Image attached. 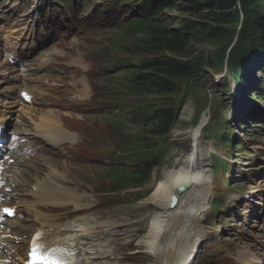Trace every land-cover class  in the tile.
Listing matches in <instances>:
<instances>
[{
  "label": "rangeland",
  "instance_id": "obj_1",
  "mask_svg": "<svg viewBox=\"0 0 264 264\" xmlns=\"http://www.w3.org/2000/svg\"><path fill=\"white\" fill-rule=\"evenodd\" d=\"M31 1L33 0H29L28 3L33 4V2ZM47 1L48 0H41L39 2L41 3L45 2L48 5H50V7L57 6L53 2H47ZM93 1H95L96 3L95 4L89 3L88 0H83V2H80L78 8L75 11H73L74 13L73 17L82 16L84 13H87L88 15L89 13H91V11H93V9L97 8L98 12L100 14H103V16L105 14H108V12L113 13L115 16L114 20H116V23L114 25H107L102 16L100 18L99 29H91L87 31L85 34H82L80 37L60 38V40L57 41L56 45H53L49 49H46L47 51H51L53 55L50 54L49 52L42 53L43 55H51L52 57H54V60H56L57 62L55 63L56 65H53V68L50 69L48 73L45 72V69L42 66H38V70L36 74L37 78L35 82H29V80L25 79V76L21 75L19 72H15L13 78L20 79L17 82L19 84H21L23 80V82L32 85L34 90L37 91L40 96H42V100H45L47 103L51 104V106L44 108H39V109L33 108L34 111H32V114H30L29 112L30 110L28 109L21 110V112H23L26 116L31 115L32 117L31 116L29 117L33 119V121H39L41 119L42 112L46 110L54 111L55 112L54 115L56 114L55 116L59 118V120L57 121L59 124L64 123L65 126L68 127L70 130L76 131L79 134V136L76 135L78 143L73 145L74 147L73 152L75 153V156L78 158L77 161L78 163L73 158H69L67 161L62 158H57V166L60 165L62 168H66L67 165V169H68L65 172L66 177L63 180L64 182H66V184L63 183L64 184L63 185L58 182L57 184L60 185L61 187H64L65 185L67 187L68 186L72 187L71 188L72 190L75 189L78 192L87 195L88 200L75 201L74 204H71L70 202L62 203V205L65 206L69 205V208L67 210H58L57 216L59 215L60 217H64V218L67 217L68 218L67 222L70 220L74 222L80 219L89 218L88 220H92L97 223H100L99 225H103L107 227H112L114 225L115 230H113L112 236L110 237L109 246L111 247L107 254L108 255L107 264H138V263H143L145 259L146 260L149 259V261H151L150 257L148 258L147 256L149 250L148 248L145 247V245L147 240L150 238L149 236L150 234L148 235L149 230H151L150 226L152 227L155 219L159 216L157 212L158 210L155 209L150 199H148L147 201L144 200L142 202H138L136 200L127 201L126 199H123L122 203H112L113 205H108L107 200H104V196L100 194L102 192L101 190H108V187L109 189H111V187L108 185V182H111V180L106 179L105 181L107 185L105 184L104 186H102V180L105 178L106 174H110L111 172H113V169H111V167L117 165L115 163L108 161L107 155H111V154L105 151V147L107 145L111 147L112 146L116 147V146L111 144L109 141H107L110 128L109 127L105 129L101 128L99 124L102 126L103 124H106V125H113L115 127H118L117 122L119 121V119H117L118 117L116 115L113 116V119H111L110 117L106 118L104 115H100L94 109L95 104L89 102L90 97L88 96L82 98L81 97L73 98V95L77 93L79 89H82V85L86 81L85 79L86 72L90 70V67H87L88 63L85 60L87 58L86 54L99 55L103 53L105 49H107L108 53H113L114 56L117 58L134 60L137 58L132 57V55L126 53L124 49L127 48L133 49V46H135L136 42L138 41L136 40V36H132L127 33H124L123 31L125 29L121 26L122 19L127 18L131 14L130 11L132 9L130 8V5L128 7L125 6L117 7V10L114 11L107 4H104L103 6L99 7L100 5L99 3H97V1L99 0H93ZM181 4L186 6H191L190 1L188 0H178L177 5H175V7L170 9H165L164 11L166 16L165 20L166 22H168V24L171 22L177 23L181 19L190 20V17H192L191 20H193V18L203 19L200 16H192L181 12L178 9V7H176ZM246 5L247 4L244 2V0H236L235 6L232 10L236 11L235 15L237 17L236 18L237 22L234 24L235 26H233L232 29L227 30V33L233 36H231L229 40L220 39L217 42H214L212 47L215 48L217 52L223 51L226 53V50H228L229 47L234 48V45H236L234 50L237 51L239 49L238 47L242 49V47L245 44L244 41L245 38L247 37L246 36L247 34L253 35V38H256L257 40L260 38H264V7L259 4L252 6L250 5L246 6ZM57 8L62 12L61 15L66 14L64 12V8L60 7L59 5L57 6ZM119 34L128 37V39L122 38ZM248 43L249 45L245 44L246 49L244 53L246 51H250L252 48H254L256 44L251 39H249ZM209 47L212 48L208 44L207 45L204 44L200 48L203 50V52H207ZM220 47L222 48V50L220 49ZM263 51H264V47L262 46L259 47L257 50V52L259 53ZM240 53L241 52H237V54ZM246 53L248 54V52ZM252 54L253 53H251L249 56L252 57L253 56ZM115 57H113V59H115ZM84 65L85 68H82V66ZM77 66L79 67L78 69L79 73H77L76 69L74 68ZM99 70L102 71V67H100ZM218 70L219 68L217 70L207 69L206 73L200 77V79L198 80L199 90L195 91V93H192L191 97H189V99L186 101L181 111V114L178 117L179 121L181 122L184 121V123L189 122L196 114L201 112L202 115H204L205 112L207 113L210 112V114L212 113L213 120H216V117L219 112V105L221 103H224V96H225L222 92L223 83L222 82L214 83V80L218 79L219 77L214 76L213 73H215L214 71H218ZM94 73L95 72L90 73L88 75L91 77L92 74ZM105 75L107 77L103 76L102 78H99L97 76H93V78L102 86L103 90L108 89L109 91H111L109 92V94H113L115 92L113 90V87L117 86L116 82L124 81L125 77L120 75V70H113ZM21 76L23 77L20 78ZM244 80H245L244 85L245 86L247 84L253 85L251 91L256 92L257 84L254 83H256V80L261 81V76L259 75L257 79L256 68H254L252 70H248V74L244 75ZM252 80L254 81L253 83L251 82ZM2 86L3 85H1L0 88H2ZM121 95L127 96V94H121ZM255 97H258V94ZM113 98L114 95H111L109 100L112 101ZM133 98L136 97L133 96ZM209 100H212L214 102L212 107H210ZM68 106L70 107L72 106L71 107L72 109H70ZM83 106L87 107L86 108L87 115H84L86 114V112H83L82 108H85ZM262 109H264V107ZM57 114L59 115L57 116ZM262 119L264 122V117ZM241 122L242 123L240 127L243 128L244 130L249 129L255 124L256 125L262 124V123H255L260 121H254V119L250 117H246ZM180 124H178L179 126H177L171 134L170 141L172 145L170 148V153L166 157L165 164L162 166L161 171L159 172L158 175L157 172H155L154 174L153 180L155 182V185L157 181L161 179L154 193L157 191V189H159L161 185H167V183H169V177L174 173L173 171L180 170L177 169L176 167L178 165V162H176V158H179L180 163H182L187 159V155L189 153L188 144L182 137L184 134L181 132L187 126ZM132 130L133 129L126 130V132H124L125 130L122 131L125 134H131L129 132H132ZM198 133H199L198 131L196 132L194 131L193 137H195V135H197ZM244 138H247V135H245ZM80 144L83 146V148L81 147ZM210 145H211L210 142L207 145H205V150H208ZM250 150L253 151L255 150V148H252ZM214 151L216 152L217 157H219V155H221L222 153L219 149L216 148H214ZM260 155L261 154H258V158H260L259 162H256L255 159H251L250 157H248V159H246L247 166L245 167H249L248 169L249 173L245 178L239 177L238 179H235L233 182L237 181L238 182L237 186L246 184V187L254 188L253 190L257 189L258 194L261 193L264 195V159H262ZM93 157L96 160H94ZM243 157H246V155H244ZM246 160L244 162H246ZM73 165L76 166L75 168L76 172L75 171L70 172V168ZM237 166L241 167V164H238ZM181 167L183 166L181 165ZM198 167H203L204 169H206L209 175L210 174L212 175L213 173L212 163L209 158L205 159L204 161H201V164L195 165L194 168H198ZM165 172H169V173L164 174ZM80 173H83L85 177L83 178ZM249 184H252V186H249ZM151 186L153 187L154 183ZM122 195L123 193L118 192V193H113L111 196L114 197V196H122ZM229 196L230 193H227L226 196L227 200ZM103 202H105V204H101ZM97 203L100 205L95 206L97 205ZM231 205L233 206L234 209L231 208L229 210H226L222 216H224L225 218H229V216H233V217L235 216V219H233L231 222L225 221V224L223 225L224 226L223 229L225 230H223L221 233H215L214 228L212 226H209L212 225V222H209L208 220L209 213L205 214V216L203 217L204 218V225H203L204 236L202 241L203 249L202 251H200L199 256L194 264H206V263L213 264L216 258H219L222 249L224 253L223 256L227 259V261L226 262L223 261L222 264H238L239 250H243V251L253 250L257 252L259 255L264 256V247H263L264 242H262V238H261L262 227L260 224L257 223L260 217H257L256 216L257 214L254 213L253 211H250L249 212L250 214H247L243 217L242 213L239 212L240 209L239 205L238 204L235 205L231 204ZM80 209H83L81 213L79 212ZM235 212L238 213L234 214ZM262 214H264V211L260 215L262 216ZM245 218L248 219V222H245ZM39 223L40 221H38L36 218L28 219L25 228H28L29 232H31L38 225H40ZM215 224L216 222L213 223V226H215ZM23 239L25 240V238ZM26 247H27V242H25V248L23 249L22 255L20 257L25 255ZM139 247L142 250H140ZM16 248L17 245H15L13 249L15 250ZM132 254H134L135 256L143 255V257L142 258L133 257L132 260L134 261L135 259L136 262H131L130 260H128L130 262H126L127 259L132 258V257H126L121 262L123 257ZM232 255L235 257L234 259L229 258V256ZM18 263L19 261L13 262V264H18ZM99 264H106V262L105 263L100 262ZM145 264H147V262Z\"/></svg>",
  "mask_w": 264,
  "mask_h": 264
},
{
  "label": "trees",
  "instance_id": "obj_2",
  "mask_svg": "<svg viewBox=\"0 0 264 264\" xmlns=\"http://www.w3.org/2000/svg\"><path fill=\"white\" fill-rule=\"evenodd\" d=\"M177 1L140 0L139 12L142 16L137 17L135 26L148 24L147 36L137 37L138 42L133 49H124L132 57H139L140 61L134 66L118 64L121 72L131 75L132 81L131 83L117 81L118 87L116 86L115 90L120 94L125 92L127 96H137L141 101L136 108V120H132V126L124 124L125 128L133 129V135L115 139L119 149L125 153V156H119L120 160L118 158L117 161L129 159L130 163L124 164L125 167L122 168L114 167L113 172L109 174L113 177L124 176L120 182L114 181V190L145 187L151 181L153 170L163 164L165 145L162 147L153 137H160V142H165L162 136L168 135L172 122L178 119L181 112L179 109L175 114L172 104L160 103L165 102L166 96L174 93L188 80L205 73L207 69L217 70L223 63L228 65L229 61L236 63L232 66L238 67L243 63L242 58L249 52L257 56V60L261 59L256 53L259 47H264V38L257 40L250 34L246 35L244 43L249 45L248 41L251 39L256 44L250 51H246L248 54L244 53L245 44L242 49L238 47L237 51L229 47L226 53L217 52L212 47L214 42L220 39L229 40L233 36L229 35L227 30L232 29L237 22L236 11L232 10L236 0H188L191 6L181 4L176 7L183 13L200 16L203 19L191 20L190 17V20L181 19L177 23L168 24L164 11L175 7ZM244 2L246 6L259 4L264 7V0ZM119 35L128 39L122 34ZM204 44L212 48L209 47L207 52L195 50L197 46ZM220 49L222 50L221 47ZM122 142L124 147L119 145Z\"/></svg>",
  "mask_w": 264,
  "mask_h": 264
},
{
  "label": "bare ground",
  "instance_id": "obj_3",
  "mask_svg": "<svg viewBox=\"0 0 264 264\" xmlns=\"http://www.w3.org/2000/svg\"><path fill=\"white\" fill-rule=\"evenodd\" d=\"M38 1H41V0H38ZM235 47L236 45H234V48ZM234 48H231V49L234 50ZM5 54L10 55V52L7 51ZM232 64L233 62L231 61L228 62V65L232 66ZM256 64L261 65V62L259 59L256 60ZM22 77L23 76H21L20 78ZM238 93L241 94L242 91L239 90ZM245 105L247 107H251L250 105H247V104ZM58 115L59 114H57V116ZM35 128H36L37 133H40V135L44 137L51 146H57L59 142L68 141L71 139V134L68 133L61 125L57 124V120L54 118L52 114H47L39 122V124L35 125ZM194 131L199 132L194 137V139L197 140L201 133L200 128L198 129L196 128ZM119 145L123 146V142L122 144H119ZM81 147L83 148L82 145ZM42 163L47 164L46 165L47 169L50 168L51 166H54L52 168L53 169L52 172L49 173L46 179V182H39L40 183L39 191L41 192L40 196L43 197L46 202H49L51 200V196L53 197V199L51 200V205L55 208V210L58 207H64L63 205L57 206V201H61V203L70 202L71 204H74L75 201H80V200L85 201L84 197L87 198V195L86 196L81 195L78 193L77 190L69 189V186L64 187V188L57 186V181L58 182L63 181L66 177L65 173L62 172L61 169L59 168L57 169V158H55L53 161L51 159H46V160H41L39 162V159L36 157L34 159L27 157L25 160V164H26L25 167L27 169V172H25V175H30V174L36 175V173H43L44 168L42 166ZM77 165H80V164H77ZM192 167L193 166L187 169L179 168L180 170L173 169L175 171H173L174 173L169 177V183H167V185H161L159 189H157V191L154 193L156 187L160 183V180H159L154 190L149 194L148 199H150V201L153 203L155 209L158 210L157 212L159 216L155 219L152 227L150 226L151 230H149V233H148V235L150 234L149 235L150 238L147 240V242L145 241L146 242L145 247L148 248L149 250V252L147 253L148 254L147 256L148 258L150 257L151 261H149V259L147 260L145 259L143 263H138V264H145L146 262L147 264L149 263L150 264H183V262L189 256L190 248L192 246H198V249L200 248L201 243L203 241V236H204L203 235V217L205 216V212L207 211V204H208L207 199H208L209 187H208V182L205 179L204 175L199 173L200 171L193 170ZM75 168L76 166L73 165L70 168V172H73V171L76 172ZM169 172H165L164 174L169 173ZM80 174L82 175L83 178L85 177L83 173H80ZM50 179H52L53 184L50 182ZM185 184H189L190 189L186 192L185 195H179L177 191L178 186L185 185ZM66 198L68 200H66ZM174 198L175 200L177 198V205L175 206L174 209H171L169 207L170 201L171 199H174ZM166 204L168 208L166 207ZM82 210L83 209H80L79 212L81 213ZM37 217L43 221L42 225L44 227H49L48 226L49 223L46 221V220H49L48 219L49 217L45 218V216L40 215V214H38ZM88 219L89 218L80 219L78 221H75L74 224L72 225L68 223L59 228L53 227L52 232L54 233V237L51 239V241H53L54 244H63L66 248L76 250V257H75L76 260L72 262V264H98L100 262H103V263L106 262L107 264L108 262L107 254L111 247L109 246L110 237L112 236L113 230H115L114 225L112 227H107V226L99 225L100 223H97L95 221L88 220ZM63 220H64V217L57 216L54 219V222L60 223ZM139 249L142 250L140 247ZM17 255H20V254L17 253ZM126 257H132L131 259H127L126 262H130V261L136 262L135 259L134 261L132 260L133 257L142 258L143 255L141 256H135L134 254L126 255L125 257H123L121 262ZM253 258H255L254 254H248V253L239 254V257H238L239 264H254L252 262ZM141 262H142V259H141Z\"/></svg>",
  "mask_w": 264,
  "mask_h": 264
},
{
  "label": "snow or ice",
  "instance_id": "obj_4",
  "mask_svg": "<svg viewBox=\"0 0 264 264\" xmlns=\"http://www.w3.org/2000/svg\"><path fill=\"white\" fill-rule=\"evenodd\" d=\"M5 211L10 212V210H5ZM33 256L36 258V259H34L33 264H36L37 260L42 261V264H59L58 261L51 260L49 257H36V249H34V251H33Z\"/></svg>",
  "mask_w": 264,
  "mask_h": 264
},
{
  "label": "water",
  "instance_id": "obj_5",
  "mask_svg": "<svg viewBox=\"0 0 264 264\" xmlns=\"http://www.w3.org/2000/svg\"><path fill=\"white\" fill-rule=\"evenodd\" d=\"M187 187L188 186H182V187H180L179 190H178V192L179 193H183Z\"/></svg>",
  "mask_w": 264,
  "mask_h": 264
}]
</instances>
